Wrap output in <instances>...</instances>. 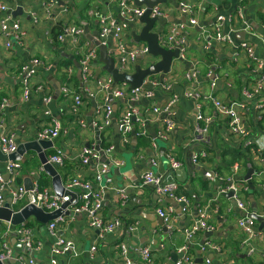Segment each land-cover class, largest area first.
Masks as SVG:
<instances>
[{
  "label": "crops",
  "instance_id": "0c3cea01",
  "mask_svg": "<svg viewBox=\"0 0 264 264\" xmlns=\"http://www.w3.org/2000/svg\"><path fill=\"white\" fill-rule=\"evenodd\" d=\"M181 1L194 9L197 25H189L186 18L183 22L184 15L178 6ZM2 5L5 10L0 8V21L6 17L17 21L23 38L21 43L12 41L7 48L6 39L0 36V133L13 134L17 143L24 142L36 138L37 132L53 120L59 121L62 124L59 135L44 152L46 156H50L56 149L62 151L63 162L56 165L60 176L63 166L72 168L65 179L61 176L62 183L72 176L91 179L92 166L79 164L82 147L102 149L111 144L113 149L106 154V159L114 164L108 173L112 184L105 194L102 214L108 219L120 218L125 223L139 221L138 228L133 232L123 226L99 237L96 230L88 227L83 214L75 215L72 221L57 226V233L74 242L77 254L73 256V252L59 255L56 257L57 264H126L127 260H138L137 249L141 246H149L154 260L163 264H173L184 253L192 258L194 264H207L206 259H209V264H264V228L260 229L261 222L253 219L255 237L251 245L245 244L244 234L237 224L244 211L231 198L218 194L227 180L233 179L240 186V196L249 213L255 208L259 215L264 209V157L253 143L243 144L254 139L264 141V112L257 104L264 102V92L260 101L251 102L242 112L243 125L247 130L245 137L233 133L226 117L216 110L214 103L202 98V95L210 93L233 104L240 99L242 85L256 82L260 78L258 64L264 61V45L261 42L264 37V0H167L164 3L170 6V14L160 20L158 26L167 29L172 23L168 22L171 18L176 23H183L178 34L185 42V51L181 60H172L168 73L151 75L152 79H158L161 84L149 88L152 89V97L141 98L133 105L143 112L149 105L163 104L171 94H177L179 99L174 105L172 118L174 127L162 138L158 135L161 122L157 119L148 120L142 125L135 120L134 132L128 142L121 140L118 128L120 113L128 105L127 100L110 98L106 92L98 89L94 79L96 71L102 66L97 62V43L102 42L98 36L97 14L109 12L117 17L116 2L61 0L52 9L56 21L54 24L46 18L41 0H0V6ZM63 6L68 8V12L61 14L59 10ZM16 10H20V13L14 15ZM219 15L223 17L222 33H229L233 44L248 41L253 49L252 57L248 58L245 53H240L235 58L232 46L210 38ZM68 24L83 27L84 33L75 43L71 40L60 42L55 35L58 27ZM245 26H248V30H245ZM240 32L246 38L240 39ZM207 41L210 42L208 46ZM105 43L108 44L109 40ZM131 44L128 39L127 46L130 47ZM90 49L95 50L97 55L90 64L91 90L87 94L83 81L78 78V68L73 60L79 62ZM32 59L39 60L42 65L34 69L29 95L24 98L19 68ZM66 59L70 62H65ZM195 68L199 70L198 77L188 80L186 75ZM68 69H71L70 74ZM208 69L218 76L214 88L210 87L211 79L205 75ZM104 75L108 74L102 73L97 77ZM73 76H76V82ZM64 85L80 94L82 105L79 115L72 111L71 96L62 94L61 88ZM189 90L199 92L200 97L184 96V92ZM104 102L111 106L112 114L109 125L97 135L91 124L95 116L92 111L94 105ZM198 103H201V113L208 118V143L194 138ZM81 118L84 119V126L79 122ZM200 124L204 125L205 120L200 121ZM139 130H144L145 133L138 135ZM169 156L180 163L178 171L185 169L184 182H179L172 172ZM195 157L197 161L194 163L192 160ZM19 162L21 168L14 179L16 183L37 181L41 185V182H45L44 186L52 189L51 177L40 170L41 163L34 151H26ZM119 162L121 163L118 164ZM5 164L6 161L0 160V173L4 172ZM249 169L251 174L246 180L244 177ZM145 170L159 174L163 182H177L178 192L189 199L188 211L181 213L180 207H175L174 218L168 226L154 211L156 207L163 208L169 204L167 197L158 195L151 185H141L140 174ZM120 191L126 194L123 201L118 199ZM9 201L10 197L6 195L5 202ZM10 206L13 210H18L22 204L10 203ZM196 206L197 209L204 210L213 229L210 232L200 231L187 240L185 230L198 217ZM25 222L30 223L26 227L31 232L33 246L39 243L38 249H31L35 251L34 258L38 263L46 264L52 256L51 248L56 236L49 232L48 223H39L33 217ZM5 228V221H0V236L12 248V257L3 261V264H20L17 257H28L30 253L14 232L7 233ZM202 242L213 243L219 249L204 248L203 245V248H196ZM183 246L186 248L182 249ZM249 246L253 247L252 254H249ZM92 247L96 248L93 254L90 253ZM175 256L177 258L173 261Z\"/></svg>",
  "mask_w": 264,
  "mask_h": 264
},
{
  "label": "built area",
  "instance_id": "2783aa9c",
  "mask_svg": "<svg viewBox=\"0 0 264 264\" xmlns=\"http://www.w3.org/2000/svg\"><path fill=\"white\" fill-rule=\"evenodd\" d=\"M61 0H41L45 12L46 18L56 21L55 16L52 15V9L59 5ZM116 2L118 8V15L113 16L109 12H99L98 22L99 30L98 36L101 39V43H105L109 40L106 46V51L109 57L113 58L116 67H118L119 72H125L131 74L134 72V67L139 64L141 68H146L149 65L155 63L158 60H151L152 56L146 43L144 42H132L131 32L139 34L143 26L139 22V18L145 13L146 7L144 5L138 6L132 0H111ZM164 3H158L151 7L149 16L163 20L167 18L170 14V6L162 5ZM179 11L184 15V18L188 19V24L191 26L197 25L198 21L194 16V9L186 2L178 3ZM2 10H5V6H0ZM59 12L64 14L68 12V8L63 6ZM223 17L221 15L217 16V22L214 24L212 34L210 38L222 43L227 46H232L234 50L233 54L235 58L239 57L240 53H245L248 58L253 56V49L248 41H242L239 44H233L229 33H222L221 22ZM160 22H155L152 31L158 33V43L160 46L166 49L178 48V57L181 60L185 51V42L182 37L179 36L178 31L184 26L183 23L174 22L169 24L167 29L158 26ZM158 26V27H157ZM245 30H248V26H245ZM84 33L83 27L76 24L64 25L59 34H57V39L60 42L66 40H71L73 43L77 41ZM0 36L6 39L5 46L10 47L12 41L15 43H21L23 38V32L20 28V24L17 21H13L8 17L3 18L0 21ZM130 39L132 43L130 47L127 46V41ZM264 45V37L261 39ZM210 44L209 41L206 42V46ZM96 51L93 49L88 50L81 60L79 61L81 65V80L84 83V90L87 94H90V79H91V61L95 60ZM138 58L140 59L138 61ZM42 63L37 59H32L28 63H23L19 68V75L21 76L23 82V97L27 98L29 95V90L31 86V79L34 76V69L41 66ZM258 70L260 71V78L256 82H248L241 86L240 88V99H238L233 104H228L219 98L212 96L208 93L202 95V98L206 100H211L214 103L216 110L224 115L227 119L228 126L231 131L240 137L247 136V130L243 125V115L242 112L246 109L247 105L251 102L260 101L264 92V61L258 64ZM71 73V69H68V74ZM199 70L195 68L186 75L188 80H194L198 77ZM206 77L211 79L210 87L214 88L218 80V76L210 69L205 73ZM95 85L98 89L106 92L110 98L125 99L128 105L125 106L124 110L120 113L118 120V128L123 142H128L130 135L134 132V121H138L141 125L150 120H158L161 122V127L158 130V135L165 138L168 133L173 129V115H174V105L177 103L179 96L177 94H171L163 104H151L149 108L144 109L143 112L139 111L138 107L133 105L134 102L141 98H150L153 95L152 87L161 85L158 79H152L151 76L146 77L140 87L130 88L126 84H114L113 79L110 75H104L103 77H96ZM116 85V87H115ZM148 86V87H147ZM62 94L64 96H71L72 98V111L74 114H80V106L82 105V99L79 93L71 91L66 85L61 88ZM184 96L187 97H200L199 92H192L191 90L184 92ZM47 101V99H46ZM264 112V102L257 103ZM196 124L194 126V138L202 141L203 143H208L209 138L207 136V124L208 118H205L201 113V103L196 105ZM95 116L91 120V124L98 131L102 132L108 125L109 119L112 114L111 106L104 102L102 104H96L94 110ZM162 115V117H160ZM205 120V124L201 125L200 121ZM81 126H84V119H79ZM62 128V124L59 121L53 120L51 124L41 128L37 134V139L50 140L55 139ZM144 130H139L138 135L144 134ZM99 134V135H100ZM251 143L256 146V150L262 153L264 157V141H259L254 139L253 141H246L244 145H250ZM17 142L13 134L0 133V151L5 155H10L17 150ZM113 146L108 144L106 147L95 148L94 146H84L79 152V164L81 166L88 167L89 165L93 168L92 177L90 180L82 179L78 176H72L63 181L64 189L70 193L75 194V201L69 203L66 209L69 211L68 215H60L55 219L48 222V230L51 234L56 236L55 242L51 248V258L46 264H57V256L64 253H75V244L72 240L58 235L57 226L68 223L73 220L74 216L77 214H83L86 218L88 227L97 231L99 237L106 232H112L115 229L125 227L128 231L133 232L138 228L139 221L133 220L132 222L125 223L120 218H105L102 214V203L107 190L112 184L111 178L108 173L111 169L109 164L114 165L112 162L106 159V154L112 152ZM202 155H205L202 152ZM105 161H102L101 158ZM171 170L177 169L180 163L175 161L171 156L168 157ZM47 161L51 164L61 165L63 162V155L60 149H56L55 153L47 156ZM194 163L197 161V157L192 160ZM119 162L118 164H120ZM153 163V161H152ZM21 168V163L19 160H7L4 172L0 173V206L5 203V197L8 195L10 197V203L12 205L22 204H33L37 207L44 209L47 212H51L55 209L61 207L65 202L70 201V196L64 194L62 196L56 195L50 187L41 186L37 181H32L31 187L27 189L24 184L16 183L14 181L15 177L18 175V171ZM42 169V165L40 167ZM6 174V177L5 175ZM141 185H151L158 195L165 196L174 200L180 207V212L185 213L188 211L189 199L184 194L178 192V183L175 181L163 182L162 176L154 173L152 170H145L140 174ZM231 192L230 198L235 202L236 206L244 211V215L239 217L237 224L244 234V243L251 245L254 240L253 232V219L251 217V212L249 213L245 201L240 196V186L233 179H228L227 183L218 190V194L226 195ZM126 194L123 191L118 193V199L123 201ZM21 206V207H22ZM176 208L167 204L165 207L155 208L156 215L162 219L164 224L168 226L173 220ZM198 210V217L185 230V236L187 240L192 239L198 232L206 231L210 232L213 226L207 221L206 213L202 208ZM259 216L263 219L264 228V209L259 213ZM5 231L8 233L13 231L20 242L27 248L38 249L39 243L33 246V240L31 237V232L24 223L17 226L11 225L10 222H5ZM204 248L211 247L213 249H219L215 244L210 242H205L203 244ZM201 245L200 247L203 248ZM183 246L182 249H185ZM95 247H92L90 253L93 254ZM123 249V247H122ZM250 253L253 252V247L249 246ZM138 260L130 261L127 260L126 264H163L160 261L154 260L149 246H141L137 249ZM12 257V248L10 244L0 236V262L7 260ZM17 260L20 264H40L36 261L34 256H18ZM205 262L209 264V259ZM173 264H194L192 258L185 253L183 256L176 260Z\"/></svg>",
  "mask_w": 264,
  "mask_h": 264
},
{
  "label": "water",
  "instance_id": "95a60500",
  "mask_svg": "<svg viewBox=\"0 0 264 264\" xmlns=\"http://www.w3.org/2000/svg\"><path fill=\"white\" fill-rule=\"evenodd\" d=\"M136 5L141 6L144 5L147 9L145 13L139 18V22L143 24L141 31L139 34H135L134 32H131V41L132 42H144L146 43L148 47L149 53L154 56L158 57V60L149 65L146 68H141L139 64H136L134 67V72L131 74L125 73V72H119L118 67L115 65V61L113 58L109 57L106 51V45L102 44L101 42L97 43L99 48V56L97 59V62H100L102 66L96 71V76L99 74H102L103 72L110 75L113 79L114 84H126L130 88L140 87L143 83V80L151 75H155L159 72L162 73H168L170 70L171 62L173 59H179L178 57V48L175 49H166L159 45L158 43V33L153 32V25L155 22H160V19L150 17V9L152 6L158 4V3H166L167 0H132ZM20 13V10H16L14 12V15L17 13ZM172 22V18L169 19ZM183 22H185V18L183 19ZM166 23V22H165ZM163 23V24H165ZM238 35H240V39L246 38L245 34L243 32H240ZM140 59L138 58V61ZM74 65L78 68V78L81 76V65L76 60H73ZM218 82V80H217ZM96 105L93 107L92 114L94 113ZM95 132H97V135L100 134L97 128H94ZM17 150L16 152L5 155L0 151V160L1 161H7V160H19L21 156L28 150L34 151L39 161L42 165L43 171L48 174L51 177V185H52V191L58 195L62 196L64 194H67L70 196V201L65 202L61 205L60 208L55 209L51 212H47L44 209L37 207L33 204H26L19 208L18 210H13L10 206V201L5 202L2 206H0V221L10 222L12 225H19L24 223L29 217H33L37 222L46 224L49 221L55 219L56 217L60 215H68L69 211L66 209V207L69 205V203L75 201V194L70 193L64 189L61 176L56 170V165L51 164L47 161L46 153L44 152V149L47 147H50L52 145V141L50 140H42L37 138H31L29 140H26L24 142H18L17 143ZM102 161H105L102 159ZM111 168L114 166L112 164H109ZM174 172L177 180L179 182H184L186 174L185 169H180L178 171L177 169L172 170ZM251 169L246 173L245 179H249ZM27 189L31 187V183H25L24 184ZM228 198L231 196V192H228L226 194ZM167 202L174 207L178 208V204L172 200L171 198H166ZM197 209V206L195 207ZM251 217L258 220L260 223V229L263 227V219L259 215L256 214V209H253V212H251ZM166 228V227H165ZM167 229V228H166ZM168 230V229H167ZM205 242H202L203 245ZM200 245H196V248H199ZM26 248V251L30 253L31 256H34L35 251L31 250L30 248ZM177 258V256L173 257V261ZM200 261V260H199ZM0 264H3V262H0Z\"/></svg>",
  "mask_w": 264,
  "mask_h": 264
},
{
  "label": "trees",
  "instance_id": "16d2710c",
  "mask_svg": "<svg viewBox=\"0 0 264 264\" xmlns=\"http://www.w3.org/2000/svg\"><path fill=\"white\" fill-rule=\"evenodd\" d=\"M61 29H62V28L58 27L57 30H56V32H55V35L59 34L60 31H61ZM207 56H208V55H205V57H207ZM64 61L67 62V63L70 62V60H68V59H66V60H64ZM66 79H67V78H66ZM66 79H65V80H66ZM73 80H74L75 82L77 81V80H76V76H75V77L73 76ZM63 168H64V166L62 167V170H60V174H61V176L63 177V179H65V178H66V177H65L66 175H70L69 172H70V170H71L72 168H71V167H67V166H65L64 169H63ZM63 171H64V172H63ZM43 180H45V179H43ZM43 180H41V181H43ZM41 185L44 186V185H45V182H43V183L41 182ZM24 225L28 227V226L30 225V223H29V222H24Z\"/></svg>",
  "mask_w": 264,
  "mask_h": 264
},
{
  "label": "rangeland",
  "instance_id": "374dc122",
  "mask_svg": "<svg viewBox=\"0 0 264 264\" xmlns=\"http://www.w3.org/2000/svg\"><path fill=\"white\" fill-rule=\"evenodd\" d=\"M162 5H164V4H162ZM150 59H151V60H155V59H156V57H154V56H151V57H150ZM103 74H104V72H103Z\"/></svg>",
  "mask_w": 264,
  "mask_h": 264
}]
</instances>
